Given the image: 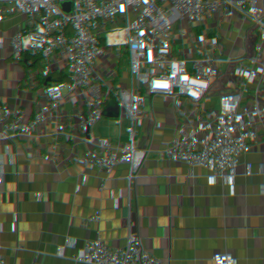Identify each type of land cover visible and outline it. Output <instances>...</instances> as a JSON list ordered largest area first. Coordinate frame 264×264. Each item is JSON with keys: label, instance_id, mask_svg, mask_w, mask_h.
<instances>
[{"label": "built area", "instance_id": "built-area-1", "mask_svg": "<svg viewBox=\"0 0 264 264\" xmlns=\"http://www.w3.org/2000/svg\"><path fill=\"white\" fill-rule=\"evenodd\" d=\"M175 1L179 9L156 12L145 0H115L113 22L91 26L87 0H0L12 11L0 21V206L14 187L28 203L2 219L0 257L24 264L20 234L31 227L43 237L31 245L37 264H51L72 229L74 255L84 250V264H96L103 220L133 236L134 264H264V166L247 157L264 138V0ZM57 14L72 18L56 23ZM90 57L114 74L108 85L89 77ZM190 97L203 106L197 119L182 115L178 100ZM175 144L212 154L210 185L183 189L174 169L153 162ZM71 179L87 185L89 218L63 220L54 204ZM181 198L196 218L164 239ZM231 208L250 210L260 229L205 231L210 214L218 223Z\"/></svg>", "mask_w": 264, "mask_h": 264}, {"label": "crops", "instance_id": "crops-1", "mask_svg": "<svg viewBox=\"0 0 264 264\" xmlns=\"http://www.w3.org/2000/svg\"><path fill=\"white\" fill-rule=\"evenodd\" d=\"M86 14L89 24L94 26L98 23H112L115 17L114 1L115 0H87ZM151 4L154 11L162 12L164 10H177L182 4L171 0L170 2L161 3L162 0H145ZM200 0H186L185 5H195ZM137 2H132L128 15L135 18V9ZM4 4L0 2V21L7 20L11 15V10L4 9ZM65 18V20H62ZM71 14H57L54 17L56 23L61 21H68L71 19ZM98 41V39H97ZM100 42V40L98 41ZM178 102L181 105L182 115L186 119H197L200 117L203 110L202 104L190 97L187 99H180ZM176 103L175 100L163 103L162 108L168 111ZM247 157L250 163H257L264 166V138L252 142L251 147L247 150ZM153 162L157 165L164 164L168 169H174L176 172L175 184L181 188H196L201 186H208L211 183V178L216 170V163L213 156L209 152H202L197 147L187 148L182 144H175L172 146H165L160 156H154ZM72 169L75 166H70ZM139 175L132 177L133 185L138 186L139 178H146L144 173L136 171ZM137 178V179H136ZM248 178V177H247ZM75 180H66L65 185L55 192L54 204L58 206L63 214V220L69 218H89L91 216L88 205V188L82 182L81 188H76ZM4 193L0 190V202L2 201ZM189 199L181 198L182 205L174 214L170 225L161 232V237L164 239L177 238V228L182 222H190L195 220V211L189 203ZM231 204V201H228ZM28 203L23 192L14 187L11 189L10 200L7 207L4 209L0 206V224L6 215L26 213ZM233 205V202L231 206ZM264 209V200L262 204ZM251 211L244 210L237 212L231 208L228 215L221 216L217 223L216 214H210L208 222L205 225V231L212 232L216 229L222 233L244 234L249 237L254 235L253 232L260 229L258 224H250ZM104 228V235L102 237L103 249L96 258V264H134L135 257L139 252L134 243L133 236L126 232L123 228L118 226H106L103 220H100ZM29 231L20 234V242L25 245L24 250V264H37V257L31 245L34 243L43 242V237L37 231ZM142 236L146 240L152 237L145 231H141ZM79 241L72 229L66 230L62 235L61 251L54 257L51 264H84V258L87 253L82 250L80 258L74 255V252L79 248ZM31 248V249H30ZM0 264H16L15 255L7 254L0 257ZM219 264H226L225 259L220 258ZM233 264H256L243 260L235 261Z\"/></svg>", "mask_w": 264, "mask_h": 264}, {"label": "rangeland", "instance_id": "rangeland-1", "mask_svg": "<svg viewBox=\"0 0 264 264\" xmlns=\"http://www.w3.org/2000/svg\"><path fill=\"white\" fill-rule=\"evenodd\" d=\"M62 20H65V18H62ZM144 53H145V50L140 49L138 52V55H143ZM87 63H88L89 77L92 79L93 82L98 83V84L99 83H105L106 85H108L110 83L114 74L104 75L103 72L100 71V67H98L94 63L93 57H90L88 59Z\"/></svg>", "mask_w": 264, "mask_h": 264}, {"label": "water", "instance_id": "water-1", "mask_svg": "<svg viewBox=\"0 0 264 264\" xmlns=\"http://www.w3.org/2000/svg\"><path fill=\"white\" fill-rule=\"evenodd\" d=\"M22 140L25 141V142H27L28 141V136L27 135L23 136L22 137Z\"/></svg>", "mask_w": 264, "mask_h": 264}, {"label": "bare ground", "instance_id": "bare-ground-1", "mask_svg": "<svg viewBox=\"0 0 264 264\" xmlns=\"http://www.w3.org/2000/svg\"><path fill=\"white\" fill-rule=\"evenodd\" d=\"M68 169H69V170H72V168H71L70 166L68 167Z\"/></svg>", "mask_w": 264, "mask_h": 264}, {"label": "trees", "instance_id": "trees-1", "mask_svg": "<svg viewBox=\"0 0 264 264\" xmlns=\"http://www.w3.org/2000/svg\"><path fill=\"white\" fill-rule=\"evenodd\" d=\"M5 209V208H4Z\"/></svg>", "mask_w": 264, "mask_h": 264}]
</instances>
